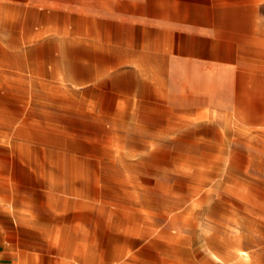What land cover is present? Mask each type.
Instances as JSON below:
<instances>
[{
    "label": "crops",
    "instance_id": "obj_1",
    "mask_svg": "<svg viewBox=\"0 0 264 264\" xmlns=\"http://www.w3.org/2000/svg\"><path fill=\"white\" fill-rule=\"evenodd\" d=\"M68 94L96 115L128 117L130 131H159L146 117L164 115L223 141L231 114L235 131L264 132V0H0V264H162L153 225L78 219L84 230L58 241L47 231L55 219L67 227V157L30 132ZM7 227L30 251L9 247ZM40 241L74 247L37 251Z\"/></svg>",
    "mask_w": 264,
    "mask_h": 264
},
{
    "label": "rangeland",
    "instance_id": "obj_2",
    "mask_svg": "<svg viewBox=\"0 0 264 264\" xmlns=\"http://www.w3.org/2000/svg\"><path fill=\"white\" fill-rule=\"evenodd\" d=\"M71 96L60 114L52 110L44 118L50 123L44 130L30 132L48 154L67 157L70 212L62 217L67 227L57 228L55 219L47 229L55 241L84 230L75 220L114 217L153 225L149 230L162 264H264V132L235 131L240 122L231 114L225 118L233 129L223 141L214 131L167 123L171 119L164 115L156 124L146 117L145 126L159 131H130L135 126L128 117L96 115ZM218 111L207 116L218 121ZM142 136L157 142L146 146ZM81 205L93 212H72ZM4 233L11 249L30 251V241L13 244L15 229ZM26 237L30 240V229ZM34 246L52 252L74 247L42 241Z\"/></svg>",
    "mask_w": 264,
    "mask_h": 264
}]
</instances>
